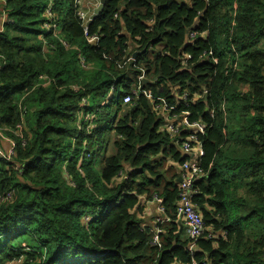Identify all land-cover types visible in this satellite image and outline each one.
<instances>
[{"label":"clouds","instance_id":"1","mask_svg":"<svg viewBox=\"0 0 264 264\" xmlns=\"http://www.w3.org/2000/svg\"><path fill=\"white\" fill-rule=\"evenodd\" d=\"M0 264H264V0H0Z\"/></svg>","mask_w":264,"mask_h":264}]
</instances>
